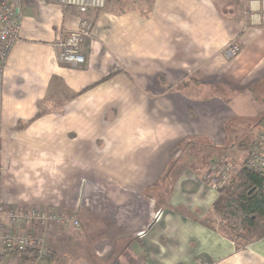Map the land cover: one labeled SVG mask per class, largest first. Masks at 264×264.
Here are the masks:
<instances>
[{
    "label": "crops",
    "instance_id": "0c3cea01",
    "mask_svg": "<svg viewBox=\"0 0 264 264\" xmlns=\"http://www.w3.org/2000/svg\"><path fill=\"white\" fill-rule=\"evenodd\" d=\"M82 18L84 62L62 63ZM262 132L264 0H107L86 15L22 0L0 86V204L78 221L33 225L45 264H264V237L218 230L203 180L223 156L243 164Z\"/></svg>",
    "mask_w": 264,
    "mask_h": 264
},
{
    "label": "built area",
    "instance_id": "2783aa9c",
    "mask_svg": "<svg viewBox=\"0 0 264 264\" xmlns=\"http://www.w3.org/2000/svg\"><path fill=\"white\" fill-rule=\"evenodd\" d=\"M63 8H73L79 14L86 15L90 11L101 10L107 0H56ZM22 24V0H0V86L3 81L4 68L13 45L19 39ZM92 24L89 19L82 18L78 27L69 31L65 38L58 42L57 58L60 62L78 65L84 62L81 46L91 37ZM239 52V46L231 43L224 55L232 58ZM244 167L264 177V132L253 140ZM232 164L226 161H215L210 170L204 174L203 180L208 185L220 189L231 180ZM48 223L59 226L78 225L71 216H63L55 211L31 209L15 212L0 204V255L4 251H33L36 255L34 264H45L48 253L42 239L36 235L33 225ZM201 264V263H194Z\"/></svg>",
    "mask_w": 264,
    "mask_h": 264
},
{
    "label": "trees",
    "instance_id": "16d2710c",
    "mask_svg": "<svg viewBox=\"0 0 264 264\" xmlns=\"http://www.w3.org/2000/svg\"><path fill=\"white\" fill-rule=\"evenodd\" d=\"M211 210L218 219V230L225 236L245 243L263 238L264 177L243 165L235 177L219 191ZM7 254L18 256L20 264L36 258L35 253L29 250L4 251L0 257Z\"/></svg>",
    "mask_w": 264,
    "mask_h": 264
},
{
    "label": "rangeland",
    "instance_id": "374dc122",
    "mask_svg": "<svg viewBox=\"0 0 264 264\" xmlns=\"http://www.w3.org/2000/svg\"><path fill=\"white\" fill-rule=\"evenodd\" d=\"M252 1H254V0H252ZM144 5H146V4H144ZM231 44V43H230ZM228 47V45L225 47V49ZM225 49L223 50V53H224V51H225ZM259 134L260 133H257L256 135H255V137H254V139L253 140H255L256 138H258V136H259ZM242 140V139H241ZM241 140H239L238 142H240L241 144H237L236 146H237V148L238 147H242L243 146V141H241ZM253 142V141H252ZM252 144V143H251ZM251 144L249 143V144H247V152H246V157H247V155H248V153H249V150H250V146H251ZM236 148V149H237ZM239 149V148H238ZM245 157V156H244ZM246 159V158H245ZM215 161H219V162H221V161H226V162H229V163H231L232 164V167H233V169H232V174H231V172H230V175H231V179L232 178H234L235 177V175H236V173H237V171L239 170V168H240V166L242 167L243 165H244V163L242 164L241 162L240 163H237V161L235 162V160H233V159H231V158H229V157H227V156H223V157H221V158H219V159H217V160H214V161H212L211 163H210V165H209V167L207 168V170L205 171V173L204 174H206L209 170H210V167H211V165L215 162ZM229 183V182H228ZM222 189H223V187L222 188H220V189H218L219 191H222ZM72 217V216H71ZM74 218V217H73ZM75 219V218H74ZM217 223L216 224H218V219H217V221H216ZM237 242H239L240 244H242V243H245L244 241H242V240H240V239H235Z\"/></svg>",
    "mask_w": 264,
    "mask_h": 264
}]
</instances>
